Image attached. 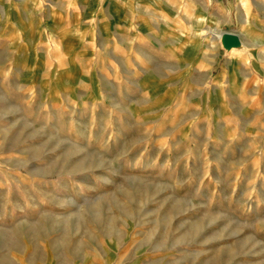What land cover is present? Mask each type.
Wrapping results in <instances>:
<instances>
[{
  "label": "rangeland",
  "instance_id": "rangeland-1",
  "mask_svg": "<svg viewBox=\"0 0 264 264\" xmlns=\"http://www.w3.org/2000/svg\"><path fill=\"white\" fill-rule=\"evenodd\" d=\"M243 1L0 0V264H264Z\"/></svg>",
  "mask_w": 264,
  "mask_h": 264
},
{
  "label": "bare ground",
  "instance_id": "bare-ground-1",
  "mask_svg": "<svg viewBox=\"0 0 264 264\" xmlns=\"http://www.w3.org/2000/svg\"><path fill=\"white\" fill-rule=\"evenodd\" d=\"M248 3L247 1H243V5L246 6ZM225 32H221L219 34V39H220V43L221 45L224 46V48L227 50V52H234L236 54H240V53H249V49L245 43V41L243 40L242 36L239 33H235L236 35H238V37L240 38V42L236 45L230 46V47H226L223 43V36H224Z\"/></svg>",
  "mask_w": 264,
  "mask_h": 264
},
{
  "label": "water",
  "instance_id": "water-1",
  "mask_svg": "<svg viewBox=\"0 0 264 264\" xmlns=\"http://www.w3.org/2000/svg\"><path fill=\"white\" fill-rule=\"evenodd\" d=\"M240 42L238 35L232 32H225L223 36V43L226 47L236 45Z\"/></svg>",
  "mask_w": 264,
  "mask_h": 264
},
{
  "label": "crops",
  "instance_id": "crops-1",
  "mask_svg": "<svg viewBox=\"0 0 264 264\" xmlns=\"http://www.w3.org/2000/svg\"><path fill=\"white\" fill-rule=\"evenodd\" d=\"M249 14H250V13H248V16H249ZM247 18H248V17H247ZM247 18H246V19H247ZM240 35H241V34H240ZM243 40H244V39H243ZM244 41H245V40H244ZM245 43H246V42H245ZM242 55H244V54H237V55H233V56L235 57V56H242Z\"/></svg>",
  "mask_w": 264,
  "mask_h": 264
}]
</instances>
